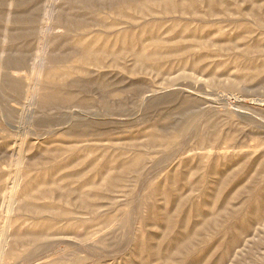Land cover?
Here are the masks:
<instances>
[{
	"label": "rangeland",
	"instance_id": "374dc122",
	"mask_svg": "<svg viewBox=\"0 0 264 264\" xmlns=\"http://www.w3.org/2000/svg\"><path fill=\"white\" fill-rule=\"evenodd\" d=\"M263 163L264 0H0V264H264Z\"/></svg>",
	"mask_w": 264,
	"mask_h": 264
},
{
	"label": "bare ground",
	"instance_id": "6f19581e",
	"mask_svg": "<svg viewBox=\"0 0 264 264\" xmlns=\"http://www.w3.org/2000/svg\"><path fill=\"white\" fill-rule=\"evenodd\" d=\"M58 18H59V22L64 21L62 15H59ZM86 48H87V46L84 45V49H86ZM87 59H88L87 57H84L83 58V60H87ZM147 59H148V57L143 52H137L135 54V61H136V63H143ZM92 61L94 62L93 65H97V66H99V64L101 63L98 59H95V60H92ZM56 63H57V61L54 58H51V57L50 58H46L44 56L38 57V60H37L38 75H37V78L34 81V84L29 87V89L27 91V95H26V98L30 100L31 105H38L39 106V103H40V100L39 99H41L42 95L43 96L45 95L44 96V99H45L46 96H48V93L50 92V85H49L50 82L49 81L55 80L56 77H57V74L55 72L51 71L52 68L55 67ZM11 70H12V72L15 71L13 68H11ZM12 72H11V75H13ZM44 75H45V79H44V81H42V76L44 77ZM5 86L8 89V91L10 92L11 96L13 97V95L15 93V86H14V84H12V83L11 84H7L6 83ZM11 101H14V100L11 98ZM8 130H10V129H8ZM8 130L7 129H4L3 131L4 132H8ZM215 148L216 147L214 145H209L207 148H200L201 150H206V151L205 152L202 151L201 156H199V158L200 159H204V158L210 159V157L214 156V149ZM229 148H231V147L230 146H223V147H221L220 148V152H216V155H218V157H220L221 155L223 157H226L228 155V153H229V151H228ZM254 164L255 163H253L249 167L252 168ZM123 166H124L125 169H130L129 162H124ZM216 167H217V165L214 164V165H211L209 167V169L211 170V172H213ZM260 168H261V171L264 172V163L261 164V167ZM261 171L258 172V173L259 174H262ZM259 174L258 175H255V177L254 176H251L250 178L252 180H256L257 178H259ZM242 176L243 175L241 174V172H237L236 174H234V178L236 177V179L239 178V177H242ZM225 177L227 178V174L226 173H223V175H222V177L220 179L224 180ZM116 178L117 177H114L113 178L111 176L104 177V179H106L108 181H113ZM243 190H244V193H246V194L255 193L257 196H264V189L257 191V190H253L252 187H245ZM11 198L14 199V195H12ZM83 198H84V196L81 195L80 196V200L83 199ZM32 199H34L33 196H32ZM85 204H86L85 201H80V203L78 204V207H80V208L86 207ZM32 205H33L32 202H29L27 204V207L32 208L33 207ZM260 211H261V208H258L257 211H256V217L259 215V212ZM61 215L63 217H65L66 216V212H63ZM234 230H235L234 231V237L230 240V243H229L231 245H233V244L235 245L238 242L239 235H241V234L244 233V227L241 224H239V225L236 224L235 227H234ZM189 237H190L189 235L186 236V238H189ZM181 249L182 248H180L178 250V252H180ZM57 252L58 253L61 252L62 254H64L66 252V248H62L61 250H59ZM65 255H66V253H65ZM222 258L223 257L220 256L219 262L222 261ZM57 260H59L57 262L58 264L59 263L60 264H77L78 263V259L75 258V257H73V256H71V254H69L67 256H64L63 255V257H59L55 261H57ZM51 264H56V262H53V263L51 262Z\"/></svg>",
	"mask_w": 264,
	"mask_h": 264
}]
</instances>
